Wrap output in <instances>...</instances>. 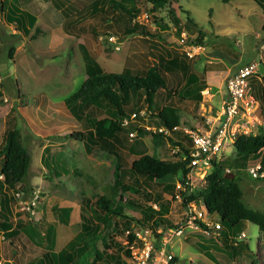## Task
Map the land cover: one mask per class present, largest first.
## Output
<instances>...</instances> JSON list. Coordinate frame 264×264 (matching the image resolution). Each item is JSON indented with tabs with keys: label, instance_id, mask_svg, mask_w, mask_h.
<instances>
[{
	"label": "rangeland",
	"instance_id": "1",
	"mask_svg": "<svg viewBox=\"0 0 264 264\" xmlns=\"http://www.w3.org/2000/svg\"><path fill=\"white\" fill-rule=\"evenodd\" d=\"M144 1H139L137 7L141 11H148L150 5ZM127 6L132 5L128 3ZM150 13L153 19L144 26L156 36L147 39L140 33H134L119 39L120 29L108 27L109 17H112L110 14H105V20H101V13H96L94 17L82 20L78 30L79 27L72 28L74 19L70 24L65 22V16L50 0H0V146L4 143L5 132L17 127L22 132L32 159L22 186L24 192L20 197L16 195L14 214L15 211L22 214L24 221L32 219L42 233H46L47 227V224L43 225L44 220L55 226L50 233L53 236H44L37 244L29 241L25 235L12 238L0 231L3 263L30 262L41 256L45 248H52V244V249L60 251L80 231L81 212L91 214L90 207H85L82 202L83 197L104 193L106 185L114 186L115 156L101 150L86 154L78 134L87 126L76 119L65 102L86 79L79 44L86 45L104 71L115 73L122 71L126 59L133 54L145 53L154 63L158 60V54H165L163 48H179L186 52L185 45L202 47L201 51H192L193 56H189L193 69L199 71L204 70L205 66L218 71L233 64L243 66L253 59H259L258 44L264 40V9L255 0H171L162 10ZM7 14L10 16L8 21ZM31 16L36 19L35 23L28 19ZM189 17L193 21L189 22ZM90 24H96L95 31L88 28ZM117 24L120 27L123 25L122 21ZM82 26L87 31L81 32ZM24 27L29 31H24ZM178 27L187 37L183 44L181 34L176 33ZM199 32L204 34L200 35L201 38L198 37ZM198 38L202 43H193ZM155 42L160 46H154ZM211 60L213 63L209 65ZM140 63L138 59L137 64ZM217 64L223 65L218 67ZM263 72L264 66L259 74ZM172 80L167 82V87L175 92L178 89L174 88L176 82ZM161 93L166 91H159L158 97ZM211 93L212 89L210 96ZM179 99V102H176V98L159 102L162 105H185ZM214 104L220 107L219 96L214 98ZM187 105L184 109L186 112L192 107L189 103ZM250 120L247 132L255 134L264 130V117L260 110ZM146 121L139 125L145 126ZM153 128L149 130L156 132ZM134 132L136 135L130 137L124 149L131 156L129 164L130 160L144 154H155L162 160L178 158L176 148L165 136ZM235 154V147L231 144L222 159L233 158ZM238 177L245 202L254 209L264 211V182L256 180L248 172H242ZM139 180L143 181L144 178ZM133 182L128 179L126 184L134 185ZM199 183L196 190L203 187ZM143 187L145 192L151 193V201L148 202L142 194L130 192L124 198V212L131 221L127 230L138 229L140 225L137 219L141 217L143 208L160 201L170 203L167 219L175 223L180 221L182 210L173 201L176 186L174 190H169L164 184L154 181ZM36 193L39 199L35 212L22 209L23 204L31 202ZM64 208L71 210L67 224L59 220L62 215L60 211ZM18 217L15 216L13 224ZM121 222L120 229L125 228V218ZM244 234V237L236 238L241 243L238 245L239 251L233 255V249L228 248L221 238H207L199 231L186 227L185 233L173 241L175 264H264V233L258 225L248 222ZM121 235L119 231L114 233L118 241L123 240ZM115 248L112 246L109 251H115ZM124 259L128 264H133L128 256L125 255Z\"/></svg>",
	"mask_w": 264,
	"mask_h": 264
},
{
	"label": "trees",
	"instance_id": "2",
	"mask_svg": "<svg viewBox=\"0 0 264 264\" xmlns=\"http://www.w3.org/2000/svg\"><path fill=\"white\" fill-rule=\"evenodd\" d=\"M50 1L57 9H60L66 21H71L70 16L80 14L84 9L92 10V14L101 13L103 17L105 14H110L112 17L108 18L110 21L108 27L120 28L121 36H117L119 39L134 33H140L147 39L157 35L148 27L133 23V18L143 12L138 9L137 3L144 0H102L101 7L95 0ZM255 1L264 9V0ZM146 2L150 5L148 11L155 13L168 6L171 0H146ZM128 3L132 6L128 7ZM28 19L36 22L32 16ZM119 21H122V27L118 26ZM188 21L193 20L189 17ZM175 23L178 24L176 21ZM72 24L78 23L73 20ZM23 30L29 31L26 27ZM82 31L86 30L83 28ZM181 32L182 28L178 27L176 33L179 35ZM198 35L200 37L204 34L199 32ZM200 38L193 43L201 44ZM153 44L159 45L157 42ZM79 47L85 63L86 79L65 102L76 119L87 126L78 134L86 154L90 155L96 150H101L115 156L114 186L106 185L104 193L83 197L82 202L85 207H90L91 214L81 212L80 231L60 251L52 249L54 247L52 244V248L42 250L40 258L36 257L24 264H128L124 256L131 257V250L127 245L133 242L135 236L134 229L127 234L131 221L124 212L126 194L128 192L142 194L149 202L152 200L151 193L145 192L143 185H150L157 181L169 190H174L175 182L182 180L188 172L187 161L183 157L187 154L190 141L180 132L173 136H165L175 148H180L176 160H162L155 154H144L130 160L129 164L131 156L124 150L130 142L131 132L157 135L156 133L159 132H153L147 129V126L159 128L162 125L172 127L182 124L180 110L172 105L160 104L155 96L161 89L174 95V92L167 87L166 71L173 73L174 66L180 63L182 55L189 58L187 54L170 52L166 57V54L160 53L157 55L158 60L154 63L150 62L144 53L133 54L126 59L122 71L115 73L104 71L86 45L79 44ZM10 56L12 57L11 52ZM141 57H144L143 61ZM138 59L141 62L140 65L137 64ZM251 79L253 96L259 101L260 113L264 117V72L256 74ZM191 80L192 82L189 81L191 83L187 82V87L184 88L185 93L182 94L183 96L180 94L179 98L201 103L202 91L206 88V83H199L200 76L196 74H192ZM142 111L146 113L144 116L141 115ZM134 113L137 114V120L127 126L123 125L124 118ZM145 119L147 124L140 126L139 123L144 122ZM233 145L236 151L235 156L215 162L203 187L188 195L187 199L204 204L212 217L216 216L213 219L222 223L221 235L218 238H221L228 248L233 249V255H235L241 243L236 238L244 232L248 222L258 225L260 231L264 233V211L254 209L245 202L244 190L238 177L242 172H248L256 180L264 182V130L255 134L241 133ZM31 160L21 130L17 127L7 130L4 143L0 146V173L2 174L0 231L12 238L25 235L29 241L37 244L44 236L51 238L53 235L50 233L55 230V226L44 220L43 225L47 224V227L46 233H42L39 225L32 219L24 221L21 219L22 214L16 211L14 214L17 201L15 187L18 186L19 190L24 192L22 186L28 175ZM257 166H260L257 170L258 175L253 176L250 170ZM230 174H234V178H229ZM142 177L144 180L140 181ZM128 179L133 180L135 186L126 184ZM93 188L96 186L93 185ZM159 199L160 197L158 201ZM159 206L158 210L152 205L145 206L141 217L137 219L140 225L137 228L152 227L155 230L160 226H173L175 222L167 219L170 214V203L160 201ZM60 212L62 215L59 220L67 224L71 210L64 208ZM17 215H19L18 220L13 224ZM122 218H125L127 224L125 228L120 229ZM116 231L122 233L123 240H119L120 242L115 239ZM112 246L116 248L115 251L110 252ZM245 247L248 249L247 245ZM242 248H244L243 245ZM175 262L176 256L171 264Z\"/></svg>",
	"mask_w": 264,
	"mask_h": 264
},
{
	"label": "built area",
	"instance_id": "3",
	"mask_svg": "<svg viewBox=\"0 0 264 264\" xmlns=\"http://www.w3.org/2000/svg\"><path fill=\"white\" fill-rule=\"evenodd\" d=\"M153 16L148 11H143L133 18L135 24H148ZM181 44L186 40L185 32H181ZM185 53L192 57V51H201V46L185 45ZM259 59L250 61L249 63L239 67L226 80V88L229 97L223 101L221 111L219 113L220 123L212 126L208 131H201L186 125H174L168 127L165 125L159 128L154 127V131L164 136H173L180 132L189 141L187 146V154L183 157L187 161L188 172L182 180L176 183V191L173 201L179 205L182 210V217L179 222L173 226H160L155 230L152 227L138 228L133 230L135 236L133 242L127 246L131 250L133 264H171L175 258L172 251L173 241L176 237L185 233L186 227L192 228L196 232H200L207 238H218L221 235L222 223L213 219L212 214L204 204L197 203L195 200H188V195L196 191V185H204L206 177L211 173L215 162L222 160L223 153L233 145L237 136L247 132L248 125L244 122L260 110V103L256 100L252 93L251 78L259 73L264 64V41L259 47ZM204 95H208L210 88L206 87L203 91ZM145 111L141 115H145ZM137 120V114H131L125 117L123 125L127 126L132 121ZM147 129H152L148 126ZM135 132L130 133V137H134ZM176 152L180 151L176 147ZM260 166L252 168L250 172L253 176H257ZM2 178V174H0ZM21 190L16 193L18 197L22 196ZM39 195H33L31 202L24 203L22 209L35 212V207ZM156 210L160 208L157 203L151 204ZM132 232L128 230L127 234ZM244 233L238 235L244 237Z\"/></svg>",
	"mask_w": 264,
	"mask_h": 264
},
{
	"label": "crops",
	"instance_id": "4",
	"mask_svg": "<svg viewBox=\"0 0 264 264\" xmlns=\"http://www.w3.org/2000/svg\"><path fill=\"white\" fill-rule=\"evenodd\" d=\"M101 1L102 0H95V2L99 3V7L102 6ZM57 10L60 11V9H57ZM84 10H86L84 13L81 12L80 14H75L73 16L74 18H72V19H74L75 23H78L77 25L72 24L73 29H76L77 27H79L80 24L82 23L81 22L82 20L94 17V15L96 14V13L92 14V12H93L92 10H88V9H84ZM5 16H6V19L8 21V19H10V16L8 14ZM27 16H28V14H27ZM103 18L104 17L101 15V20ZM65 22H68L69 24L71 23V21H66V18H65ZM95 26H96V24H90V25H88V28L91 31H95L96 30ZM80 27L78 28V30H80ZM18 28L21 29V27H18ZM83 28L81 29V32H83L82 31ZM84 29L87 31V28H84ZM119 29L120 28H118V30ZM14 33H16V30H14ZM258 45H260V44H258ZM172 48L173 47H169V49L163 48L165 50L166 57L169 56L170 52L183 53L181 50H179V48L178 49L177 48L172 49ZM202 53H204V52H202ZM181 59L182 60L180 61V63H178L174 66L173 73L166 71L167 82L169 83L170 80L174 79L176 82L175 83L176 87H174V88L178 89L179 91L177 90L178 92L176 93V91L174 92L171 88H169L171 91L174 92V95H171L170 92H167L166 90L161 89V90H159L160 92L166 91V93L162 94L163 93L162 92L161 96L158 97V95H159V91H158L156 99L165 102V100H171L172 101L173 98H176V102H179L177 100V98L179 99V95L180 94L182 95L183 93H185L184 88L187 87V85H186L187 82H188V84L192 82V80H191L192 74H196V75L200 76V82L199 83L205 82L206 87L212 89L211 96L209 94L204 95L202 92L203 98H202L201 103H196V102L189 100V99L180 98L179 100H183L185 105H180V106L177 105L175 107H177L181 112L182 124H180V125L190 126L192 128H197L201 131H208L209 129L212 128V126H217L220 123L219 113L221 111L223 101L229 97L228 91L226 88V80L230 75H232L241 66H236L235 64H233L230 67H228L227 69H225L223 66L224 69L223 70L221 69L218 71H216L217 70L216 68H210L209 66H205L204 70L199 71L197 69H193V66H191V59L190 58H187L184 55H182ZM209 62H210L209 65H211V63H213L212 60ZM217 65H218V67H222L223 64H217ZM263 66H264V64L262 65V67ZM262 67H261V69H262ZM189 81H191V82H189ZM194 84H195V82H194ZM163 95H164V97H163ZM218 96H219V101H220V105H219L220 107H216V105L214 104V98L218 97ZM207 100H209V102H207ZM190 102H193L194 104L190 103ZM187 103H189L192 107L189 110H187V112H186L184 109L186 107H188ZM163 105H170V104L163 103ZM184 112H186V113L184 114ZM145 120H147V119H145ZM250 121H251L250 119L246 118L244 124L245 125L251 124ZM146 123H147V121H146ZM18 191H19V187L16 186L15 192H18ZM37 257L40 258L41 256H37ZM5 261L7 262V259H5ZM3 262H4V257H2V254L0 253V264L1 263L3 264ZM15 263L17 264V262H15Z\"/></svg>",
	"mask_w": 264,
	"mask_h": 264
},
{
	"label": "water",
	"instance_id": "5",
	"mask_svg": "<svg viewBox=\"0 0 264 264\" xmlns=\"http://www.w3.org/2000/svg\"><path fill=\"white\" fill-rule=\"evenodd\" d=\"M229 178H234V174L228 175Z\"/></svg>",
	"mask_w": 264,
	"mask_h": 264
},
{
	"label": "clouds",
	"instance_id": "6",
	"mask_svg": "<svg viewBox=\"0 0 264 264\" xmlns=\"http://www.w3.org/2000/svg\"><path fill=\"white\" fill-rule=\"evenodd\" d=\"M1 174V173H0ZM244 233V232H243Z\"/></svg>",
	"mask_w": 264,
	"mask_h": 264
}]
</instances>
